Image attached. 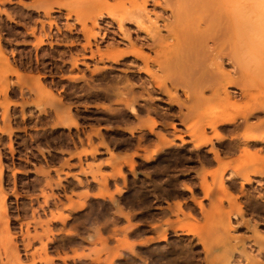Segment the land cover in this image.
<instances>
[{
  "label": "rangeland",
  "instance_id": "rangeland-1",
  "mask_svg": "<svg viewBox=\"0 0 264 264\" xmlns=\"http://www.w3.org/2000/svg\"><path fill=\"white\" fill-rule=\"evenodd\" d=\"M40 1L52 3L55 12L46 16L25 6ZM190 1L0 0V38L17 71L8 76L4 96L7 70L0 62V129H7L4 110L11 129L9 135L0 133V165L7 169L0 191V264H46V256L53 258L51 264H109L112 259L111 264H264V129L258 130L264 128V0H253L248 28L240 18L237 40H226L219 53L217 78L228 75L232 83L214 89L221 97L233 91L229 103L236 107L229 113L235 121L218 125L225 140L213 138L198 149L191 137L197 125L187 128L185 124L199 116L190 120L188 111L197 95L210 98L212 91L207 84L189 80L171 84L166 74L177 69L176 64H159L163 55L173 59L180 49L183 52L179 34L202 27L201 18L208 16L191 11L184 27L175 26L174 19L184 15ZM131 12L139 15V22L131 19ZM44 34L48 37L38 47L36 39ZM212 47L210 42L206 56H216L217 47L214 51ZM98 52L110 57L122 52V57L101 58ZM210 59L199 70L206 71ZM131 105L137 116L129 112ZM224 107L223 102L203 111L210 114ZM67 113L76 117L78 130L64 125ZM148 118L157 122L151 131ZM256 125L257 132L247 130ZM96 129L98 136L92 132ZM204 131L212 135L209 127ZM252 136L261 143L245 144L244 139ZM162 137L171 141V147L144 161L143 155L153 153ZM93 147L96 152L91 154ZM212 148L219 151L220 162L213 158ZM130 157L133 166L126 164ZM119 171L124 180L117 176ZM203 178L211 185L206 199L199 188ZM220 182L236 202L233 207L224 201L227 215L220 224L199 215L193 220L168 212L175 201L181 202L183 213L196 210L192 197L210 211ZM185 186L192 187L193 193L184 191ZM3 206L8 210V232L1 218ZM232 210L237 216L229 220ZM59 215L66 217L63 223ZM167 219L183 220L195 235L169 231L166 241L142 248L139 242L152 235L149 227L164 228ZM197 234L204 239L206 251ZM10 243L16 245L20 262L5 253ZM129 244L139 258L129 253ZM116 252L120 258L113 257ZM63 256H68L66 263L60 260Z\"/></svg>",
  "mask_w": 264,
  "mask_h": 264
},
{
  "label": "bare ground",
  "instance_id": "bare-ground-1",
  "mask_svg": "<svg viewBox=\"0 0 264 264\" xmlns=\"http://www.w3.org/2000/svg\"><path fill=\"white\" fill-rule=\"evenodd\" d=\"M190 1V0H189ZM47 4L45 2H39V3H31V4H27L25 6L27 7H30V8H33L34 10L38 11V12H43L46 16H50V14L52 12H55L53 4L52 6H50L51 4L49 3L48 4V1H46ZM174 2V1H173ZM187 2V1H186ZM225 3V4H224ZM56 4V2L54 3V5ZM58 4V2H57ZM56 4V6H57ZM168 4H170L168 2ZM49 5V6H48ZM61 5V4H60ZM181 5V4H180ZM186 5V4H185ZM254 3H253V0H191L190 3H189V6L186 7V12L184 13L183 16H180L178 17L177 19L175 18L174 19V23H175V26L177 27H184V22L186 21L188 23V20H189V16L193 15L192 13H190L191 11H197L199 10V12H206L208 13V16L206 15V19L202 20L201 18V21H203V26L202 27H197L196 30L195 29H192V30H189L192 31V32H188L187 30V33L185 34V30L183 29L184 33L181 32L182 36H180L179 34V37H181L179 40H181V45L183 46L184 44V51L182 52L181 49L179 50L180 52L176 55L175 53V56L173 57V59H170L168 56L166 55H163V58L160 60V65H165V64H176L177 66V69H170L168 73V75L166 74V76L170 79H167V81L169 80L171 82V84L174 82V84L176 83H184V82H187L188 80L189 81H193V84H207V88H210V90L212 91V96L210 98H206L201 94L197 95L194 99V102H195V106L193 108H189V111H188V117L189 119L191 120V118L195 117V116H199V118L194 121V120H191L190 122L187 121L188 123L185 124V126L188 128H190V126L192 124H196L197 127L196 129L192 130L191 131V134H195L197 136H193L191 135L194 141V145L195 147L198 149L200 148L201 146H204L205 144H208V143H211L212 142V139L215 138V139H218V140H223L225 138V135L223 136L221 133H219L217 127L219 124H230L232 122L235 121V116H232L230 113H229V109L233 106L234 104L232 103H229V99H230V96H233V91L232 93H226L223 97H221L217 91L214 89L215 86H217L219 84V86L221 85V83L223 82H227V83H232V81L230 80V77L227 75V78L224 77L223 78V74H220L221 76V80L219 78H217V71H219V68H220V65H218V63H220V58L222 56L219 55V53H221V48L223 47L224 45V42H233L235 41V39L237 38L236 36V33H235V30L238 28L239 26V21H240V18H241V21H242V18L245 20L244 21V28H248V24H250V19H248L249 17H251L250 15L252 14V11H253V8H254ZM48 6V7H47ZM46 7V8H45ZM58 7V6H57ZM141 8V7H140ZM170 8V7H169ZM189 8V9H188ZM184 9V7H183ZM188 9V10H187ZM87 10V9H86ZM92 10V9H91ZM137 10H138V6H137ZM139 11V10H138ZM141 11V10H140ZM184 11V10H183ZM141 13V12H139ZM188 13V15H187ZM7 14V13H6ZM176 14V12H175ZM196 14V13H194ZM202 14V13H201ZM8 15V14H7ZM131 15L133 16L131 19H135L136 17H138L139 15L136 13L135 16L134 14H131L129 15L131 17ZM181 15V14H180ZM190 16V17H191ZM202 16V15H201ZM200 17V16H199ZM139 18V17H138ZM186 18V19H185ZM188 18V19H187ZM193 18V17H192ZM205 18V17H204ZM126 19V18H125ZM124 19V20H125ZM137 19V18H136ZM143 19V18H142ZM179 19V20H178ZM247 19V20H246ZM123 20V19H122ZM138 22H139V19H137ZM194 20V19H193ZM192 20V21H193ZM121 21V20H120ZM130 21V18L129 20ZM141 21V20H140ZM190 21V20H189ZM196 21V20H195ZM194 21V23H195ZM96 23V21L94 22ZM135 23V22H134ZM242 23V22H241ZM97 24V23H96ZM197 23H195L194 25H196ZM201 24V23H200ZM51 25V24H50ZM95 25V24H94ZM122 25H123V22H122ZM97 26V25H96ZM119 27H121L122 29L124 27H122L120 24H118ZM140 26V25H139ZM187 26V25H186ZM189 26V24H188ZM83 27L85 28V26L83 25ZM194 27V26H193ZM242 28V27H241ZM174 30V26L172 28ZM176 29V28H175ZM188 29V28H187ZM68 30L70 31L71 28L68 27ZM86 30V29H85ZM123 30H126V29H123ZM251 30V29H250ZM83 33H84V30H82ZM128 31V30H127ZM127 31L125 32V34L127 35ZM137 31V30H136ZM179 31V30H178ZM182 31V30H181ZM175 32V31H173ZM32 34L34 33V30L31 32ZM129 33V32H128ZM178 33V32H176ZM189 33V34H188ZM235 34V35H232V34ZM173 34V33H172ZM239 34V33H238ZM34 35V34H33ZM86 35V34H85ZM104 35V34H103ZM153 35V34H152ZM230 35V36H229ZM232 35V36H231ZM43 36V37H42ZM40 37H38L36 39V44L35 45H42L44 44V38L48 37L47 34L45 35H42ZM94 36V35H93ZM123 36V35H122ZM172 36V35H170ZM174 36V35H173ZM224 36V37H223ZM228 36V37H226ZM235 36V37H234ZM240 36V35H239ZM65 37V36H64ZM127 37V36H126ZM130 37V35H129ZM139 37V36H138ZM145 37V36H144ZM178 37V38H179ZM223 37V38H222ZM97 38V37H96ZM135 38V37H134ZM143 38V37H142ZM227 38V39H226ZM95 39V38H94ZM136 39V38H135ZM176 39V38H175ZM229 41H226L228 40ZM128 40V39H127ZM144 40V39H143ZM237 40V39H236ZM136 41V40H135ZM138 41V40H137ZM140 41V40H139ZM142 41V40H141ZM146 41V40H145ZM61 42V41H60ZM212 42V46L215 48L216 50L214 51V48L212 47V51H214L216 56H212L210 54V56H206L204 53L208 52H204L205 48L208 47V44ZM237 42V41H236ZM86 43V42H85ZM87 44H89V41H87ZM113 43H111L112 45ZM117 44V43H116ZM137 45V43H135ZM180 44V42H179ZM73 45V44H72ZM96 45V44H95ZM139 45V44H138ZM222 45V46H221ZM38 46V47H39ZM141 46V44H140ZM183 48V47H182ZM231 48V47H230ZM85 49V48H84ZM170 49V48H169ZM209 49V48H208ZM211 49V48H210ZM209 49V50H210ZM5 50V48H4ZM4 50H3V44L1 42V38H0V62L1 64H3L6 68V74L3 76V81H4V86H3V89H2V94L4 96H7V93H8V89H9V85L7 83V78L9 75H12V74H17V71L15 70L14 67H12L9 63V58L7 57V55L4 54ZM220 50V51H219ZM230 50V49H229ZM216 51H217V54H216ZM235 51V49H234ZM129 52V51H127ZM126 52V53H127ZM229 52V51H228ZM232 52V51H231ZM164 54V53H163ZM173 54V53H172ZM224 54V53H223ZM98 55L102 58V57H106L108 59L110 58H115V59H118L120 57H122V52H118L117 54H113L114 57H110V56H106L105 53H100L98 52ZM94 54L92 53L91 54V57L93 58ZM158 56V54H157ZM227 56H229V54H227ZM207 57H210V58H207ZM232 61L234 62V59L235 58V55H233L232 53ZM95 58V57H94ZM208 59H210V63H209V67L211 69H209V67L205 70H199V67L201 66V64L205 65V63L208 61ZM222 59V58H221ZM241 59V58H240ZM230 61V60H229ZM162 62V63H161ZM164 62V63H163ZM200 63V65H199ZM235 63V62H234ZM243 64V63H242ZM241 64V65H242ZM75 65V63L73 64ZM208 65V64H207ZM147 66V65H146ZM214 66V68H213ZM206 68V66H204ZM216 67V68H215ZM245 67V66H244ZM203 68V67H202ZM243 68V67H242ZM164 69V68H163ZM201 69V68H200ZM244 69V68H243ZM101 70V69H100ZM167 70V69H166ZM165 70V71H166ZM176 70V72H175ZM202 71V72H201ZM204 71V72H203ZM256 72V71H255ZM220 73V72H219ZM218 73V74H219ZM196 74H198L196 76ZM200 74V75H199ZM232 74V73H231ZM27 76V75H26ZM200 76V77H199ZM166 77V78H167ZM232 77H233V74H232ZM23 78V77H22ZM1 79V78H0ZM191 79V80H190ZM218 79V80H217ZM231 81V82H230ZM235 83V81H234ZM216 84V85H215ZM238 84V83H236ZM178 85V84H177ZM233 85V84H231ZM241 85V84H240ZM119 86V85H118ZM132 86L133 85H130V89H132ZM159 85L156 84V87H158ZM205 86V85H204ZM204 86H200V88L204 87ZM245 86V85H243ZM11 87V86H10ZM164 88V87H163ZM231 88V87H230ZM243 88V87H242ZM12 89V88H11ZM36 89V88H35ZM34 89V90H35ZM203 89V88H202ZM201 91V89H200ZM205 92V91H204ZM52 91L49 89L47 90V94L49 96L52 95ZM196 93V92H195ZM125 94V93H124ZM171 94V92H170ZM123 95V93H122ZM128 96V95H127ZM136 99V98H135ZM7 100V98H6ZM65 100V99H64ZM225 103V107L221 110V111H218V112H214V113H210V114H206L204 113L203 109H205L206 107H212V106H217V105H220L221 103ZM6 104V109H8L7 107L9 106L10 102L7 100V102L5 103ZM53 104V103H52ZM177 104L179 105V103L177 102ZM57 104H55L56 106ZM180 106V105H179ZM202 109H201V108ZM205 107V108H203ZM236 107V106H234ZM252 107V106H251ZM250 107V108H251ZM254 107V106H253ZM4 108V109H5ZM65 109H67V107H64ZM202 110H200V109ZM63 110V109H62ZM234 110V109H233ZM256 110V109H255ZM59 111V110H58ZM5 114L3 115V118H2V121L3 122H7V129L5 130H2L0 129V133H7L8 135L10 134L11 132V129H10V118L7 116L6 113H8V111L4 110ZM62 112V111H61ZM129 112L134 115V116H137V111L135 109V107L133 105L130 106L129 108ZM181 112V111H180ZM254 113H257V112H254ZM178 114V113H177ZM187 115V114H186ZM185 115V116H186ZM254 115V114H253ZM153 117V116H152ZM183 117V116H182ZM16 119V118H15ZM96 119V118H95ZM97 120V119H96ZM149 129L150 131L153 130L152 128L157 125V122L156 120H153V119H149ZM188 120V119H187ZM64 125L68 128V129H71V128H74V129H78L79 128V124L77 122V119L74 115L70 114V113H67L65 118H64ZM66 122V123H65ZM58 125V124H57ZM173 126V124H171ZM262 125V124H261ZM260 125V126H261ZM171 126V127H172ZM174 127V126H173ZM209 127L212 131V135L211 136H207L205 134V128ZM264 127V126H263ZM258 128L259 131L263 130L264 128ZM100 129V128H99ZM99 129H96V131H92L94 135H99ZM255 129V130H254ZM248 131L250 130H254L255 132H257V125L256 126H253V127H249L247 128ZM131 132V131H129ZM252 133V134H257V133ZM227 138V137H226ZM225 138V139H226ZM229 138V137H228ZM161 139V138H160ZM181 139V137H180ZM224 139V140H225ZM192 141V142H193ZM261 143L260 140H257L256 137H248L246 139H244V143L245 144H250V143ZM227 143V142H226ZM241 143V142H240ZM102 145H105L104 143H102ZM173 145V144H172ZM225 145V144H224ZM228 145V144H227ZM171 147V141H168L167 139H164V137H162L161 139V142L160 144L157 146V149L153 151V153H149L148 155H143L142 159L146 162H150L153 160V154H157L158 152L160 151H163L164 149L166 148H169ZM234 148H235V145H234ZM9 149L11 152H13V148H12V145L9 144ZM231 149V148H230ZM233 149V148H232ZM186 151V150H185ZM248 151V150H247ZM96 152V148L93 147L90 151L91 154H94ZM211 152L213 154V158L217 161V162H220V157H219V151L215 148H212L211 149ZM259 152V151H258ZM261 152V151H260ZM264 152V151H263ZM262 152V153H263ZM165 153V152H164ZM226 153V152H225ZM236 153V152H235ZM242 153V152H241ZM1 154V153H0ZM166 154V153H165ZM245 152H243L242 155H244ZM247 154V153H246ZM250 154V153H249ZM203 156V155H201ZM245 156V155H244ZM247 156V155H246ZM172 157V156H171ZM165 158V157H164ZM176 158V157H175ZM181 158V157H180ZM1 159V158H0ZM163 159V158H162ZM209 159V158H208ZM244 159V158H243ZM253 159V157H252ZM177 160V158H176ZM241 160V159H240ZM239 160V161H240ZM207 161V160H206ZM205 161V162H206ZM225 161V160H224ZM174 162V161H173ZM209 162V161H208ZM164 163V162H163ZM244 162H242L243 164ZM264 163V162H263ZM126 164H128V166H133L132 164V159L131 157L126 161ZM161 164V163H160ZM166 164V163H165ZM168 164V163H167ZM169 165V164H168ZM236 165V164H235ZM264 165V164H263ZM155 166V165H154ZM162 166V165H161ZM194 166V165H193ZM165 167V166H163ZM133 168V167H132ZM167 168V167H166ZM185 168V167H184ZM175 169V167H174ZM5 167L2 165H0V191L2 192L3 190V177L5 175ZM162 170V169H161ZM174 172V170H172ZM221 171V170H220ZM167 172V171H166ZM209 173V171H208ZM212 175V173H210ZM229 174V173H228ZM117 176H119L121 179L124 180L125 176L122 172H117ZM173 176V175H172ZM175 176V175H174ZM214 176V175H213ZM115 177V175H114ZM167 178V176L165 177ZM246 178V177H244ZM217 180V179H216ZM225 180V179H223ZM6 183V182H5ZM165 183V182H164ZM212 183V182H211ZM221 185L219 187V194L217 196H215V198L213 199V204H212V207L210 209V211H208V209H204L203 206H202V202L196 200L195 197H192L191 198V201L193 202L194 206H196V208L198 209H193V208H190L188 209L189 211H187L186 213H183L182 212V209H181V202L180 201H175V203L170 206L169 205V213L170 214H174L175 216H177L178 213H181L183 218H191V219H195L197 218L196 216L199 215V216H203V217H206L207 221L208 220H213L214 223L216 222V224H220L222 221H223V217L225 215H227V212L224 211L223 209V203L224 201H228L230 206H235V199L231 198L230 195H229V192L227 191V189L223 186L222 182H220ZM232 183V181H231ZM149 184V183H148ZM233 185V184H232ZM146 186V185H145ZM144 186V187H145ZM227 186V185H226ZM177 188V187H176ZM175 188V189H176ZM201 192L203 193V198L205 197V199L207 197L210 196L211 194V185L210 184H207V182H205V179H201V183H200V186H199ZM242 188V187H241ZM156 189V188H155ZM164 190V189H163ZM165 191V190H164ZM186 192H189V193H193V190H192V187H189V186H185V190ZM160 193V192H159ZM233 193V192H232ZM162 194V193H161ZM170 194V193H169ZM140 196V195H138ZM142 196V195H141ZM144 197V196H143ZM235 197V196H234ZM6 198V195L4 194L3 195V199ZM143 199V198H142ZM199 199V198H198ZM144 200V199H143ZM159 200V199H158ZM201 200V199H200ZM142 201V200H140ZM202 201V200H201ZM144 203V202H143ZM142 203V204H143ZM238 205V204H236ZM83 207V204L80 205L78 208H82ZM168 207V206H167ZM238 207V206H237ZM77 209V208H76ZM167 209V208H166ZM237 210V209H236ZM7 207L6 206H3V209L1 211V218L4 220V223H5V229L6 231L8 232V218H7ZM96 211V210H95ZM240 212V211H239ZM133 213V212H132ZM159 214V213H158ZM132 215V214H131ZM151 215V214H150ZM162 216V215H161ZM198 216V217H199ZM237 216V213L236 211H231L230 213V219H235ZM149 217V216H148ZM153 217V216H152ZM202 217V218H203ZM128 218V217H127ZM132 218V217H131ZM58 220H60L62 223L64 222V220L66 219V217H62L61 215H59L57 217ZM152 219V218H151ZM201 219V218H200ZM205 219V218H204ZM160 221V220H158ZM183 221V220H182ZM181 220L177 219V220H166L165 221V227L163 228L160 225H154L152 224L149 231H151L152 235L149 236V237H145L141 242H139V245L142 247V248H145V247H148V246H152L158 242H164L167 240V237H168V232H173L175 234H178V235H182V236H189V235H195V231H193L194 229H192V227L190 228L189 225L183 223ZM85 223V222H84ZM105 224V223H104ZM192 224V223H191ZM194 227H196L195 225L197 224H193ZM230 225V224H229ZM200 226V225H198ZM230 227V226H229ZM131 228V227H130ZM128 228V229H130ZM219 228V227H218ZM217 228V230H218ZM48 232L51 233L50 230H48ZM87 232V231H86ZM143 232L144 234L147 232L143 229ZM141 233V234H143ZM150 233V232H148ZM197 233V232H196ZM199 233V232H198ZM198 235V234H197ZM200 235L196 236L198 237V240L199 243H201L203 245V248L205 249L206 251V247L204 246V239L199 237ZM75 238V237H74ZM212 238V237H211ZM126 245L125 242H122ZM121 243V245H122ZM132 244V243H131ZM9 246H6V248H8L9 250L6 249L5 253H7L9 251V254L12 256V255H15L16 257V261L17 262H20L19 260V255L17 253V247L15 244L13 243H10L8 244ZM46 244H43V250H45V246ZM79 245V244H78ZM120 245V244H119ZM130 245V244H129ZM126 248L130 249L129 250V253L132 254L133 256L135 257H138L137 254L133 251V245H130ZM121 247V246H120ZM179 247V246H178ZM119 248V247H118ZM122 248V247H121ZM125 248V250H126ZM250 248V247H249ZM248 248V249H249ZM124 249V248H122ZM156 249V248H155ZM151 250V249H150ZM46 251V250H45ZM106 251V250H105ZM128 251V250H127ZM153 251V250H152ZM151 251V252H152ZM46 253V252H45ZM182 253V252H181ZM8 254V255H9ZM155 254V253H154ZM152 254V255H154ZM175 254V253H174ZM46 255V254H45ZM178 256V255H177ZM186 256V255H185ZM189 256V255H188ZM191 256V255H190ZM45 257V256H44ZM43 257V258H44ZM68 256L66 257H63V260H65ZM80 257V256H78ZM114 258H120L121 257V253L119 252H116L115 255L113 256ZM157 257V256H156ZM237 257V256H236ZM255 257V256H254ZM171 258V257H170ZM169 258V259H170ZM175 258V257H174ZM249 258V257H248ZM42 259V258H41ZM140 259L145 263L146 260H144L145 258H141ZM186 259V258H184ZM190 259V258H189ZM113 260V259H112ZM112 260H109V264H111ZM115 260V259H114ZM173 260V258H172ZM44 263L46 264H51V262L53 261V258L51 257H47L45 259H43ZM186 261V260H185ZM173 262V261H172ZM201 262V261H200ZM33 263V261H32ZM66 263V262H65ZM108 264V263H107ZM153 264V262H152ZM173 264V263H172ZM175 264V263H174Z\"/></svg>",
  "mask_w": 264,
  "mask_h": 264
},
{
  "label": "crops",
  "instance_id": "crops-1",
  "mask_svg": "<svg viewBox=\"0 0 264 264\" xmlns=\"http://www.w3.org/2000/svg\"><path fill=\"white\" fill-rule=\"evenodd\" d=\"M73 129H74V128H73ZM75 130H78V129H75ZM92 131H93V130H92ZM129 133H130V132H129ZM93 135H94V134H93ZM95 136H98V135H95ZM95 148H96V147H95ZM63 257H66V256H63ZM63 257H60V260L62 261V263L65 262V261L63 260ZM67 258H68V257H67ZM67 258H66V259H67Z\"/></svg>",
  "mask_w": 264,
  "mask_h": 264
}]
</instances>
